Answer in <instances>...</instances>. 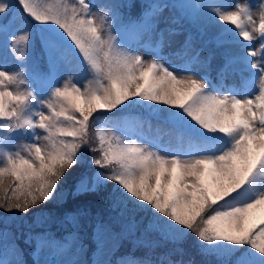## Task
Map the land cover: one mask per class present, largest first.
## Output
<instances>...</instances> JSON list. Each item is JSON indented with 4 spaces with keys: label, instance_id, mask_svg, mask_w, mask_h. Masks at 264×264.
Returning a JSON list of instances; mask_svg holds the SVG:
<instances>
[{
    "label": "snow or ice",
    "instance_id": "6c2138e0",
    "mask_svg": "<svg viewBox=\"0 0 264 264\" xmlns=\"http://www.w3.org/2000/svg\"><path fill=\"white\" fill-rule=\"evenodd\" d=\"M176 7L185 15L164 16ZM125 8L133 14L122 16ZM202 17L217 30L209 42L223 49L215 83L195 67L215 58L200 59L201 33L188 32L170 52L182 65L161 54L186 19ZM19 24L27 27L18 31ZM0 38L18 62L14 71L0 68V211L32 210L46 220L66 188L115 210L83 219L79 206L62 213L73 231L61 239L18 237L8 220L25 217L0 216V264H28L22 238L33 264H264V0H0ZM37 45L41 56L30 57ZM229 76L238 86H226ZM137 109L147 110L146 120ZM152 119L180 143L128 138ZM98 123L105 126L93 142L89 129ZM89 219L91 262L80 258L78 235ZM141 225L167 249L163 256L110 259L117 242ZM189 243L199 261L185 259Z\"/></svg>",
    "mask_w": 264,
    "mask_h": 264
},
{
    "label": "rangeland",
    "instance_id": "374dc122",
    "mask_svg": "<svg viewBox=\"0 0 264 264\" xmlns=\"http://www.w3.org/2000/svg\"><path fill=\"white\" fill-rule=\"evenodd\" d=\"M190 1L191 0L186 1V2L190 3ZM59 2H62V0H39V3L42 6L55 5ZM94 2H97V3L107 2V3H116L117 4L119 2V0H94ZM165 2L169 3V4H173L170 1H165ZM200 2L201 1L196 2L194 4H198ZM213 2L219 3L220 0H213ZM241 2H243V0H241ZM179 10H183V9H181V8L167 9L164 13V16L165 17H175L177 14L184 16L185 10H183L184 14H182ZM221 24H223V22H221ZM26 27H27L26 25L19 24L17 26L16 30L22 31ZM161 27H164V25L161 24ZM216 31L217 30H216L215 26L208 23L206 18L202 17L199 22H193L190 19H186L183 23L182 29H178V32L180 34H177L176 36L171 37V39L173 41L172 48L165 47L164 49L161 50V54L164 55L165 57L169 58L173 65H182L184 63V60L181 58H177L175 56H170V52L174 51L175 48L179 47L180 43L184 39V35L187 34L188 32H192L193 34H196L198 32L201 33L204 36L203 45L201 44V42L199 40L196 42V45H195L196 51H199V53H200V59L203 61L210 54H214L215 58L212 59L210 67L207 65H197L195 67H196V70L201 72V73H203L204 71H208L210 73V76H211L213 82L215 83L216 80H215V72L214 71H215V68L218 66V64L221 62L220 55H221V52L223 51V49H217L214 44L209 42V38L214 36L216 34ZM258 46H259V41H253L252 42L253 48H258ZM227 47H231V48H233V50L239 51L238 46L228 45ZM141 51H142V54L145 56L146 59L152 58V56L149 55L144 50H141ZM63 54L66 57L71 59L73 65L77 64V56L73 52H69V51L65 50ZM29 55H30V57H34L33 48H31V47L29 49ZM256 59H258V57H256ZM17 67H18V62L15 60L11 50L9 48L5 47L4 40L2 38H0V68H4V69L11 72V71H14ZM63 78L66 79L67 76H64ZM79 79H81L83 81L85 79V74L82 72L79 73ZM224 83L226 84L227 87H232L234 85L238 86L237 80H234L232 76H229L228 80L225 81ZM250 94H251V92H249V95ZM142 119L146 120L147 114ZM104 126L105 125H103L102 127H104ZM108 127H110V125H108ZM130 135H131V137H130L131 140L142 139V140H145V142H147V141H152V140L158 139L159 142L162 144H171L173 146H176L178 143H180V141H178V139H177L175 132L170 131L168 126L161 125L155 119H152L149 122H145L142 127L134 126L133 130L130 131ZM68 192H69V190L66 188L64 191V194L57 201V203L49 204L50 211H46L44 213V217L47 218L46 220H42L39 213H36L35 215H33V212L28 213L29 216L23 215L22 213L19 215H16L15 213H11V215L1 214L0 216H10V217L23 216V217H25V219L22 221L18 220V219H9L8 220V226H9L10 232L15 231L14 226H16L18 223H21V224L26 225V226L27 225L34 226V225L44 224L46 222L53 220L56 217H60L59 215L61 213L70 211L69 206L72 203L71 201L76 200V198L70 196L68 194ZM80 200H83L87 204V206H90V208L85 207L86 212H87V216H88V214L89 215H92V214L105 215V214H108V213L115 211L114 209L107 207L105 205V203L103 202L102 198L98 197V196L93 197V196L85 195V197H83ZM138 219L143 220V218H138ZM85 230H86V228L83 229L84 232H85ZM147 236H153V237L158 239V237L155 234L145 233L143 230V226L141 225V228L138 232H135L131 236L123 238V240L129 239V238H135V240H141ZM121 241H122V239L117 242L115 249L118 247V245L121 243ZM189 246L194 247L191 244ZM83 257H84V251H83V254L81 255L80 258L83 259ZM95 258L96 257H94V259Z\"/></svg>",
    "mask_w": 264,
    "mask_h": 264
},
{
    "label": "trees",
    "instance_id": "16d2710c",
    "mask_svg": "<svg viewBox=\"0 0 264 264\" xmlns=\"http://www.w3.org/2000/svg\"><path fill=\"white\" fill-rule=\"evenodd\" d=\"M165 0H162L164 2ZM172 2L177 3V5L187 3L185 0H170ZM152 2V0H119L117 4H122V5H131L133 3L136 4H142V3H148ZM194 0L191 1L193 3ZM130 14H133V10L131 8H125L121 11V15L126 17ZM34 52V58H39L41 56L39 46L37 45L35 49H33ZM147 103V102H145ZM134 114H137L141 117L142 114H147L146 109H137L133 110ZM107 117L111 118L112 114L111 113H106L104 114ZM101 124H96L93 127H90L89 129V135L90 139L95 142L96 141V136L95 133L100 130ZM88 157L91 158L93 153L89 152ZM101 171H107L101 170ZM85 196L76 198V200L71 201V205L69 206L70 211L63 212V213H71L75 212L77 210V206H79L80 211H81V219L84 217H95L97 214H92L87 216V212L85 207L87 204L83 201L80 200ZM40 207H44V205H41ZM32 212V210H30ZM29 212V213H30ZM5 214V215H11L9 213H3L0 211V215ZM16 215H19L21 213L15 212ZM23 215L29 216L28 213H22ZM60 217H56L53 220L46 222L44 224L40 225H23L21 223H18L16 226H14V233L16 236L20 237L23 234V237L26 238L29 233H31L33 236L36 234H41V233H51L53 234L57 239H61L62 237L68 235L71 231H73L71 222L65 221L63 219L62 213L59 215ZM88 227L86 228L85 232L83 229L78 230V235L80 237V242L83 243L84 247V257L83 260L91 262L94 260L95 253H94V243L92 240V229H91V220H85L84 221ZM2 227V225H0ZM157 241L158 239L153 237V236H147L144 239L141 240H135V238H129L121 241V243L118 245V247L113 250V252L110 254L109 258L112 259L114 262L119 260L122 256H131L135 257L138 259H145V260H152L156 261L159 260L163 254L167 251L166 248L163 246H157ZM21 244V247L24 249L25 256L24 259L28 261V264H33L32 257L28 254L32 251V247L28 245L23 244V238L19 241ZM191 244V243H190ZM190 244L186 245V247L189 249L188 255L185 256V259H188L189 256H193L194 259L197 261L200 260L199 256H194V247L189 246Z\"/></svg>",
    "mask_w": 264,
    "mask_h": 264
},
{
    "label": "bare ground",
    "instance_id": "6f19581e",
    "mask_svg": "<svg viewBox=\"0 0 264 264\" xmlns=\"http://www.w3.org/2000/svg\"><path fill=\"white\" fill-rule=\"evenodd\" d=\"M218 67H216V69H217ZM217 76V75H216Z\"/></svg>",
    "mask_w": 264,
    "mask_h": 264
},
{
    "label": "water",
    "instance_id": "95a60500",
    "mask_svg": "<svg viewBox=\"0 0 264 264\" xmlns=\"http://www.w3.org/2000/svg\"><path fill=\"white\" fill-rule=\"evenodd\" d=\"M8 217H10V216H8Z\"/></svg>",
    "mask_w": 264,
    "mask_h": 264
}]
</instances>
